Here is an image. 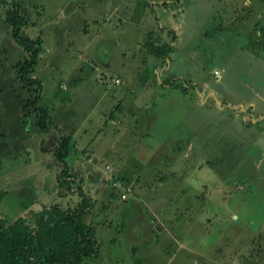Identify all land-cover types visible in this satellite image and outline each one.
I'll return each instance as SVG.
<instances>
[{
  "label": "rangeland",
  "instance_id": "obj_1",
  "mask_svg": "<svg viewBox=\"0 0 264 264\" xmlns=\"http://www.w3.org/2000/svg\"><path fill=\"white\" fill-rule=\"evenodd\" d=\"M19 1L30 24L21 30V35L35 38L40 34L42 39L40 58L33 73L42 82L40 105L47 110L57 129L65 127L69 135L71 131L68 133L67 128H73L74 135L70 138L89 153L90 160L81 150L71 152L67 158L74 186L80 185L92 203L85 219L95 228L98 251L86 257L82 264L199 263L189 262L191 257L183 262V251L173 262L150 259V252L158 258L163 255L162 250L150 248L154 235H142L132 246L129 244L133 243L131 236L123 238L121 233L136 215L138 201L143 208L146 206L144 213L155 211L152 205L162 209L163 199L175 196L177 184H182L180 189L186 190V194L201 190V194L210 195L211 199L223 197L217 209L223 212L217 218H223L224 212L238 214L239 220L228 221L227 228L223 226L224 235L217 242L223 247L235 244L236 249L242 247L245 260L238 258L237 262L221 264H264V0H188L186 18L175 26L178 40L173 48L171 67L166 72L167 76L179 79L174 81L175 89L168 93L157 97L154 93L156 99L161 100V108L153 109L156 122L147 127L148 134H144L145 126L139 122L145 117L137 107L113 112V122L108 116L114 92L115 101L121 96L125 98L121 105L130 97L137 105L150 99L149 91L141 89L138 76L133 75L146 71L142 77H153L148 60L146 65L133 71L131 58L126 55L122 59L118 56L120 50L107 43L110 33L85 35L82 28L86 24L83 20L88 14L86 10L71 12L68 18L73 23L70 32L66 31L64 23L69 20L65 17L76 0ZM3 12L0 4V130L7 126L3 128V135L13 132L15 139L25 147L16 151L15 158L11 150L0 152V218L12 222L18 217L33 219L34 213L51 206L71 208L79 198L57 182L59 166L53 162L52 153L59 133L53 128L41 134L33 131V115L23 107L22 99L28 97V92H21L15 77L16 64L24 59L26 52L10 37ZM145 14L149 18L150 11ZM131 28L127 26L124 31H131L132 39H141L142 27ZM159 32L165 33L162 29ZM130 46L132 54L133 43ZM136 52L139 53L138 48ZM108 59L113 64L115 59L125 61L130 70L114 67L117 72L108 70ZM215 70L221 72L219 77L212 74ZM203 83L208 85L204 89L207 96L201 98L199 92ZM118 92L123 94L120 96ZM217 101L227 106L221 109ZM249 103L257 110H246ZM240 105L246 110L243 122L237 109ZM105 113L109 120L106 127L100 123ZM134 117L139 120L138 128L131 135L110 132V129L124 127L125 122ZM24 123L31 133L22 138L17 135L19 130L22 133ZM95 128L101 129L99 149L109 150L102 156L97 155L95 144L87 148L97 131L93 132ZM182 128L178 136L177 130L180 133ZM192 132L195 146L190 151L176 148V144L181 147L187 133ZM199 143H202L200 147ZM13 146L4 145L2 150ZM199 161L205 163L198 165ZM106 165L110 166V171ZM114 178L119 185H112ZM145 189H149L151 195L142 200ZM134 190L135 193L138 190L139 195L133 198L129 208L126 203ZM67 192L68 197L64 196ZM124 192L127 195L123 199L120 196ZM118 213L125 217L117 218ZM144 221L149 223L147 214ZM210 228L213 239L220 225L212 221ZM145 237L149 242L141 243ZM130 247H134L133 252Z\"/></svg>",
  "mask_w": 264,
  "mask_h": 264
},
{
  "label": "crops",
  "instance_id": "obj_2",
  "mask_svg": "<svg viewBox=\"0 0 264 264\" xmlns=\"http://www.w3.org/2000/svg\"><path fill=\"white\" fill-rule=\"evenodd\" d=\"M187 4H188V0H76V3L72 5L70 9H68L70 13L66 15L65 19L69 21L64 23V29L66 31L68 30V32H70V28L73 23L71 19L68 17H70L71 14L73 13L76 14V12L79 13V12H84V10H86L88 14L83 16V20L86 24L84 28H82V31L83 33H85V35L91 33L101 34V35L105 32L110 33L111 39L107 43L111 48H114L115 50L116 49L120 50V54L118 56L122 57V59H125L126 55L128 56L126 58H131V60L134 62L132 64L133 71L135 69L137 70L141 66L146 65L147 60L149 62V68H151L152 70L151 75L153 77H142V75L144 76V73L146 71L136 72L135 74L133 73V75L138 76L141 89L146 88V90L149 91L150 99L142 100V102H140L137 105L136 103L131 101V97H130L127 100V102H123V104L121 105V102L125 101V98L121 96L123 93L118 92V95H120L121 98L120 100L115 101V99L117 98L115 96L116 92H114L113 94H111L112 101H110V104L108 106L110 110L108 116L111 122H113V120L115 119L113 112L115 111L121 112L123 111L122 108H127L130 110L131 108L137 107L140 109V113L144 115L145 118H142L141 121H139L137 118L134 117L132 120L126 121L124 127H120L119 130L118 129L116 130V128L110 129V132L117 131L118 133L123 132L124 134L131 135L132 132H135L136 129L138 128L137 122L139 121L142 125L144 124L145 126L144 134H148L149 129H147V127L151 125L152 122L154 123L156 122V115L154 114L156 111L153 109L161 108L160 106L161 100L156 99V97L162 96L164 93H168L170 89H175L174 81L176 79H179L177 77L167 76L166 72L171 67V63H172L171 60L173 57V53L175 52L173 48L178 40V33L176 32L175 26L178 25L177 22L180 19L183 20L184 18H186V12L188 8ZM147 11H150L149 18L145 17L146 15L145 12ZM31 22L32 21L30 20V23ZM29 25L30 24L27 23L25 27ZM127 26H132V28L135 30L139 26H141L143 29L141 34V39L140 38L132 39L131 31H124V29ZM78 28L79 26L77 27V29ZM64 29H63V33H64ZM160 29H162L165 33L162 32L160 33L159 32ZM146 39L153 40L155 44H163V43L169 44L171 46V49L164 58H157L154 55L148 53L144 49L143 42ZM71 41L73 42V40ZM132 43L134 45L135 51L131 54L130 45ZM129 46H130V50H129ZM137 48L139 49V53H138L139 55L136 52ZM55 50L56 49H54V52ZM40 54H39V58H40ZM105 54L108 55L109 53H105ZM151 56L152 58H150ZM107 62L109 63L108 70H113L114 72H117L115 69H119L121 71L125 69L130 70L125 65L126 63L125 61L121 62L115 59V63L113 64L111 59H108ZM107 62L103 63L105 68H107L106 67V65H108ZM133 75H131V77H133ZM213 75L219 77L221 75V72L217 71V74H213ZM15 81H16V77H15ZM13 84L14 83H12V86ZM15 84L18 86L16 82ZM115 84H121V83H115ZM203 84L204 86L201 88L202 91L199 92L201 98L207 96V94H205L204 92V89L208 88V85L205 83ZM59 87L65 89V86L62 84H59ZM154 93H157L156 97L154 96L155 95ZM157 100H159L160 102L157 103ZM217 104L220 106L221 109L227 106V104H223V101L221 102L217 101ZM96 105L97 102L93 106L96 107ZM262 106L264 110V104ZM253 107H254L253 103H249L248 106H246V110L248 109V111H254L255 109H253ZM237 109L241 115L240 121L243 122L244 120L242 118H245L243 113H246V110L243 108L242 105H240L239 108ZM133 113L134 112H132V114ZM121 114L123 113H120L119 115ZM247 114L248 116H251L249 112ZM104 119L107 120V113L103 115L102 118L103 121L100 122L102 125L105 124L104 127H106L109 120L104 122ZM254 121L255 120H253V122ZM9 123H12V121ZM115 123L119 124V121H115ZM3 124L5 123H2V125ZM3 128L6 129L7 126H2L0 130V152L2 151L3 153L4 151L8 153L11 150L12 151L11 154L12 156L14 155L15 158V155L17 154L16 151L24 149L25 147L19 144L21 142H18V140L15 139L13 132H11V135L10 134L3 135L2 133ZM22 128H23L22 133L20 132L21 130H19L17 136L20 135V137L23 138L24 135L26 136V134L30 135L31 131L29 127L25 126V123L22 126ZM64 128L62 129L61 127L59 130H61L63 134L67 135V133L64 131ZM96 128L93 130V132L97 130L96 131L97 134L95 133L93 139L90 140L89 143L90 145H88L87 148H90L91 145L95 144L96 147L98 148L96 150L97 155L102 156L104 155L105 152L109 150L99 149V145L97 142L101 139L100 138L101 129H96ZM25 129L27 130L25 131ZM72 129L67 128L68 133H70L71 131V133L67 136L72 137L74 135V130ZM84 131L85 130L81 131L78 136H81V133H83ZM177 131L179 136L183 131V128L180 130V133L179 130ZM103 132H105V130ZM193 138H194L193 132L190 134L187 133L186 139H184L185 141L182 142V146L180 147L179 144H176V148L178 149L182 148L184 150L190 151L195 146ZM32 141L33 139H30V142ZM18 144L19 146H17ZM73 144H74V149L72 153L81 150L82 154L83 155L85 154V157L87 156V158H89V153L87 149H83L84 151L80 149V147L77 146V142L75 140H73ZM201 144L202 143H199L197 144V146L200 147ZM4 145H10V146L14 145V146L11 149L9 148L2 150L4 148ZM111 148H113V146ZM117 154L120 155L119 153ZM204 163L205 161L204 162L199 161L198 165H202ZM116 167L118 168V166ZM117 168L116 170L119 169ZM122 170H124V167H122ZM132 184L134 187L133 181ZM181 185L182 184L176 185L177 191L174 197H171L170 199H166V200L163 199V201H165L163 202L165 205L162 209L161 206L158 208L157 205H152L153 206L152 208L153 209L155 208L154 209L155 211L151 210V213H149V211H147L148 213H144L143 210L144 209L147 210V208L145 205H144L145 208H143V206H140L139 204H142V202L138 201L139 204H137L136 206V215H133V217L130 218L131 222H129V225L126 223L128 226L125 227V230L124 227H122L124 230L121 231L123 238L131 236L130 238H132L133 243H129V244L133 246L134 244L138 243V240L142 235L145 234L154 235V237L150 240L151 241L150 248H152L153 246L156 247V250L158 249L160 251L162 250L163 255H161V257L158 258L154 255V253L150 252L148 256L150 257V259H153L155 257V259L158 262H173L175 257H179L180 255L179 253L181 251H183V257H184L183 262H188V258L191 257V260H189V262H199L197 264H201L202 262H205L204 264H221V262H227V261L237 262L238 258L239 260L240 259L245 260V258L243 257L244 252L242 251V247L236 249L237 247L236 244L234 245L235 247L234 246L223 247L219 244L220 242H217V239H219L220 237L222 238L224 235L223 231H225V229L223 226L227 228L228 221L236 222L237 220H239L238 214L234 212H229V213L224 212L223 218L222 216L220 218H217L216 216L223 212L217 210L220 209V206H218V204L221 203L223 197H217V198L214 197L213 199H211L210 195L208 196L206 194H201V192H203L201 190H197L195 192L191 191L195 193L192 195L186 194V190L182 191L180 189ZM142 190L143 189H141L140 191ZM149 191H150L149 189H145L144 193L141 195V198L142 197L146 198V195L150 197L151 192ZM180 192L184 194L180 195ZM67 194L68 192L64 194V196L65 195L66 197L70 196L69 194L68 195ZM70 194H75V193H70ZM136 195H139L138 190L136 191V193L134 190L133 195L129 197L130 201L126 203L129 208L131 207V204L133 203V198ZM149 200L152 201V196L151 198H149ZM159 201L160 203H162L161 202L162 200ZM172 203L174 204L172 205ZM212 204L214 206H212ZM211 208L217 211L216 212L212 211ZM152 212L154 213V217L152 216ZM118 214H119L118 216L116 214L117 218H119V216L122 217V219L125 217V215H120V213ZM146 214L149 218L148 221L149 223H144L147 221V220L144 221ZM210 215L212 216L207 217ZM212 221H215L217 222L218 225H220V228L217 229L218 231H216L218 233L213 239L211 238L210 235L212 232V229L210 228L212 227ZM134 222L136 223L134 224ZM141 231L142 233H140ZM235 233H237L238 235L237 228H235ZM142 242L148 243L149 240L148 238L145 237L141 240V243ZM130 251L133 252L134 247H130ZM150 254L152 256H150Z\"/></svg>",
  "mask_w": 264,
  "mask_h": 264
},
{
  "label": "trees",
  "instance_id": "obj_3",
  "mask_svg": "<svg viewBox=\"0 0 264 264\" xmlns=\"http://www.w3.org/2000/svg\"><path fill=\"white\" fill-rule=\"evenodd\" d=\"M0 4L10 37L26 52L24 59L16 64V81L22 92H28V97L22 99L23 107L33 115L34 130L47 133L53 128L59 133L52 153L53 162L59 166L57 182L79 198L71 208L51 206L34 213L33 219L18 217L7 222L0 218V264H82L86 257L98 251L95 228L85 219L92 203L80 185L74 186V175L67 162L74 149L73 140L57 129L47 110L40 105L42 82L33 73L42 50V39L39 35L35 38L21 35L27 18L19 0H0ZM143 47L157 58H164L171 49L169 44H155L151 39H146Z\"/></svg>",
  "mask_w": 264,
  "mask_h": 264
},
{
  "label": "built area",
  "instance_id": "obj_4",
  "mask_svg": "<svg viewBox=\"0 0 264 264\" xmlns=\"http://www.w3.org/2000/svg\"><path fill=\"white\" fill-rule=\"evenodd\" d=\"M213 74H217V71H216V70L213 71ZM105 168H106L107 170L110 171V166H109V165H106ZM112 185H113V186H117V185H119V184H118V181L116 180V178H114V179L112 180ZM126 195H127L126 192H124L123 194H121L120 197L124 199V198H126Z\"/></svg>",
  "mask_w": 264,
  "mask_h": 264
}]
</instances>
